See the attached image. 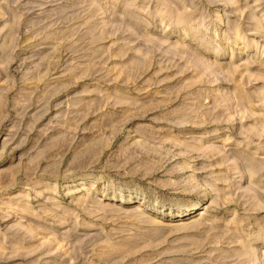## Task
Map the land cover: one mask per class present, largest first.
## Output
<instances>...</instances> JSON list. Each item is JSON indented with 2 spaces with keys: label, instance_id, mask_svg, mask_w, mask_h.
Returning <instances> with one entry per match:
<instances>
[{
  "label": "rangeland",
  "instance_id": "rangeland-1",
  "mask_svg": "<svg viewBox=\"0 0 264 264\" xmlns=\"http://www.w3.org/2000/svg\"><path fill=\"white\" fill-rule=\"evenodd\" d=\"M0 264H264V0H0Z\"/></svg>",
  "mask_w": 264,
  "mask_h": 264
}]
</instances>
